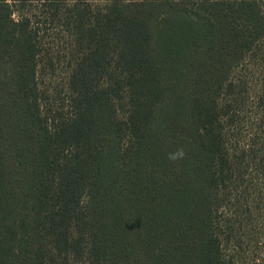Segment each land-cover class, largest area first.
<instances>
[{
	"label": "trees",
	"instance_id": "16d2710c",
	"mask_svg": "<svg viewBox=\"0 0 264 264\" xmlns=\"http://www.w3.org/2000/svg\"><path fill=\"white\" fill-rule=\"evenodd\" d=\"M103 1L0 0V264L258 261L264 0Z\"/></svg>",
	"mask_w": 264,
	"mask_h": 264
},
{
	"label": "rangeland",
	"instance_id": "374dc122",
	"mask_svg": "<svg viewBox=\"0 0 264 264\" xmlns=\"http://www.w3.org/2000/svg\"><path fill=\"white\" fill-rule=\"evenodd\" d=\"M92 4H102L103 0H89ZM58 28V29H57ZM53 27L49 32L50 56L52 57L53 69L48 66H41L40 74L41 86L46 89V94L52 108L61 107L65 103V82L68 74V61L72 59V52L69 50V40L67 33L62 31L64 28ZM43 64V63H42ZM258 261H250L251 264H264L261 260L264 256L257 255ZM71 264H81V261L72 262Z\"/></svg>",
	"mask_w": 264,
	"mask_h": 264
},
{
	"label": "clouds",
	"instance_id": "9594fccd",
	"mask_svg": "<svg viewBox=\"0 0 264 264\" xmlns=\"http://www.w3.org/2000/svg\"><path fill=\"white\" fill-rule=\"evenodd\" d=\"M186 156V153L184 152L183 148L177 149L175 152L168 153V160L170 162H178L180 160H183Z\"/></svg>",
	"mask_w": 264,
	"mask_h": 264
}]
</instances>
